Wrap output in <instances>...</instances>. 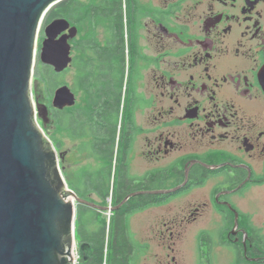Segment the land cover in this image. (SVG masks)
Segmentation results:
<instances>
[{"label": "flooded vegetation", "instance_id": "1", "mask_svg": "<svg viewBox=\"0 0 264 264\" xmlns=\"http://www.w3.org/2000/svg\"><path fill=\"white\" fill-rule=\"evenodd\" d=\"M80 2L86 31L69 39L63 71L74 73L63 85L75 102L49 106V121L78 140L80 178L116 180L118 189L136 182L125 203L171 190L159 204L181 199L186 209L170 225L172 244L210 212L216 224L199 231L236 251L228 264H264V0ZM131 204L130 232L131 218L152 206ZM205 249L211 262L215 246ZM167 255L160 264L177 262Z\"/></svg>", "mask_w": 264, "mask_h": 264}, {"label": "water", "instance_id": "2", "mask_svg": "<svg viewBox=\"0 0 264 264\" xmlns=\"http://www.w3.org/2000/svg\"><path fill=\"white\" fill-rule=\"evenodd\" d=\"M60 1L0 0V264H75L77 205L115 211L130 197L117 207L80 197L37 122L42 119L46 127L49 118L47 105L32 94L37 37L48 11ZM45 33L39 59L62 72L72 61L69 39L78 29L57 18ZM74 102L68 86L57 88L55 107Z\"/></svg>", "mask_w": 264, "mask_h": 264}, {"label": "rangeland", "instance_id": "3", "mask_svg": "<svg viewBox=\"0 0 264 264\" xmlns=\"http://www.w3.org/2000/svg\"><path fill=\"white\" fill-rule=\"evenodd\" d=\"M82 15V14H81ZM95 24L91 23V27H95ZM76 26V25H75ZM78 29L77 37L80 38L82 34L86 31V27L83 24H79L76 26ZM43 28V26H42ZM91 34H95L96 30L89 29ZM44 29L41 30L38 39V48H37V61L35 66V73L39 67L42 69L45 68L49 71V76L46 81L39 80V76L35 75V79L33 78V97L35 100L36 98V91L34 84H37V92L41 94V103H44L51 107L53 104L52 99H54L55 89L58 85H63L65 79H69L70 73L69 72H61L56 73L54 71L49 70L42 63L39 62V52L42 48V42L44 40ZM44 66V67H42ZM45 70V71H46ZM61 82V83H60ZM49 116V115H48ZM39 125L43 127V131L49 138V140L53 143V145H57L58 143L61 144L60 147L57 148L58 157H59V164L62 168L63 175L66 179H75V182L79 181V174L78 169L82 164V155L76 151V146L78 144V140L72 139L68 137L64 132H62V128L58 126V122L54 125L53 121H49V125L51 127H44L42 119L38 118ZM47 123V124H48ZM59 146V145H58ZM67 149V153L63 154V150ZM64 155V156H63ZM67 157V158H65ZM66 159V160H65ZM65 160V164H64ZM90 159L87 160V162ZM93 163V161L91 160ZM81 163V164H80ZM71 181V180H69ZM111 190L113 191V180L111 183ZM93 200L95 199L96 203L99 204L101 199L97 197L95 193H92ZM185 199V198H184ZM260 203H264V194L259 196L258 198ZM187 200V199H186ZM185 200V201H186ZM79 205V204H78ZM77 205V207H78ZM112 206V196L108 197V204ZM183 202L181 199L176 200L171 207L169 205L164 206L161 204L152 205L148 211L139 213L136 216L131 218V230L129 232L130 237H133V242H142L146 244V247H135L132 251L127 254V259L130 264H133V259H137L136 264H160L161 261H165L167 263L168 255H173L176 257L175 264H226L231 258L237 259V254L235 250H231L230 247L223 245L219 247L216 245V239L218 240L220 235L217 232H207V234L200 232L199 229L204 225H209L213 227L216 223L215 220L217 217L213 213H207L204 215L200 221L190 222L189 225L185 228H181L183 230L180 234H174V239L177 243L174 245L170 241V230L173 224H180L184 214L186 213V209L183 210ZM113 211H104V215L109 222L110 215ZM84 219L94 211L87 210L84 211ZM115 216L116 213H113ZM183 223V222H182ZM113 230L109 232L108 238L110 237V241L112 243V234L114 233ZM130 229V228H129ZM177 238V239H176ZM77 245L75 248V257L76 263L80 264L82 251H80L79 240L76 238ZM203 244V245H202ZM112 246V245H111ZM142 246V244H140ZM215 246V254L213 255L211 262L206 261L205 257L203 256H210L208 250L205 248H209ZM207 252V253H206ZM229 262H227L228 264ZM232 263V262H231ZM243 264H260L259 262H254L252 259L247 261H243Z\"/></svg>", "mask_w": 264, "mask_h": 264}, {"label": "trees", "instance_id": "4", "mask_svg": "<svg viewBox=\"0 0 264 264\" xmlns=\"http://www.w3.org/2000/svg\"><path fill=\"white\" fill-rule=\"evenodd\" d=\"M81 7L82 3L80 0H62L58 2L48 11L42 29L56 18H69L75 24L79 25L81 23ZM77 48V64H79L81 52L80 44ZM43 65L47 68L49 67V70L51 68V70L54 71L51 66L46 64ZM45 70V68L42 69L39 67L34 74V80H36V75L39 76V80L46 81L49 76V71ZM77 172L79 174V181L75 182V179H68L67 183L69 187L75 190L80 197L93 202H96L92 197V193H95L97 197L101 199V202L99 203L101 205L106 206V204H108V197L111 195L112 205L116 206L123 201L130 191L140 189L136 182L133 183L128 180H122L118 189L115 186L116 180H113L112 191V180H82L80 178V170L78 169ZM162 195L164 194L146 193L138 196L136 195L125 203L126 206L124 205V208L121 207L120 209L113 211L110 215L109 222L107 221L108 218L104 215V211L85 204H79L77 207L76 238L79 240L80 251H82L80 264H130L127 259V254H129L134 247L133 238L129 235L130 229L128 216L132 213L130 211V208L132 209L131 203L144 204L150 202L149 205L158 204V199H160V196ZM87 210H92L94 213H92V216L89 214L87 218L84 219L83 212ZM113 213H116V215L114 216ZM113 227L114 233L112 234L111 243L108 234L113 230ZM82 246H84L83 249L81 248ZM261 255H264V250ZM260 259L263 260L264 258Z\"/></svg>", "mask_w": 264, "mask_h": 264}, {"label": "bare ground", "instance_id": "5", "mask_svg": "<svg viewBox=\"0 0 264 264\" xmlns=\"http://www.w3.org/2000/svg\"><path fill=\"white\" fill-rule=\"evenodd\" d=\"M57 4V3H56ZM54 6V5H53ZM57 19V18H56ZM65 19H67V18H65ZM55 20V19H54ZM68 20V19H67ZM69 21V20H68ZM44 22V21H43ZM70 22V21H69ZM49 24V23H48ZM47 24V25H48ZM46 25V26H47ZM42 26H43V23H42V25H41V28H40V31H39V33H38V37H37V48H38V39H39V35H40V33H41V30H42ZM45 26V27H46ZM45 27H44V36H45V38H46V33H45ZM68 31V30H67ZM67 31H63L58 37H61L63 34H65V33H67ZM45 38H44V40H45ZM43 40V41H44ZM42 45H43V42H42ZM42 49V48H41ZM40 52H41V50H40ZM40 52H39V56H40ZM36 54H37V49H36ZM40 60V59H39ZM40 62H42L41 60H40ZM43 63V62H42ZM43 64H45V63H43ZM46 65H48V64H46ZM49 66H51V65H49ZM69 66V65H68ZM53 69H54V67L53 66H51ZM54 71H55V69H54ZM56 72V71H55ZM63 72V71H62ZM57 73H61V72H57ZM34 74H35V72H34ZM34 78V77H33ZM61 86H64V85H61ZM59 88V87H58ZM57 90V89H56ZM56 90H55V92H56ZM32 94H33V82H32ZM54 96H55V94H54ZM35 100V99H34ZM40 102V101H39ZM41 103V102H40ZM41 104H44V103H41ZM46 105V104H45ZM54 106V105H53ZM55 107V106H54ZM49 109V108H48ZM37 122H38V118H37ZM42 122H43V120H42ZM48 122H49V118H48ZM47 122V123H48ZM38 124H39V122H38ZM43 124H44V122H43ZM55 147V146H54ZM55 149H57V148H55ZM57 151V150H56ZM74 254H76L75 253V250H74ZM76 258V257H75Z\"/></svg>", "mask_w": 264, "mask_h": 264}]
</instances>
